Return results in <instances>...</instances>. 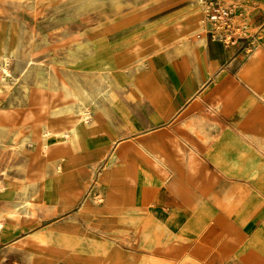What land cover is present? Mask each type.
I'll return each mask as SVG.
<instances>
[{"label":"rangeland","instance_id":"obj_1","mask_svg":"<svg viewBox=\"0 0 264 264\" xmlns=\"http://www.w3.org/2000/svg\"><path fill=\"white\" fill-rule=\"evenodd\" d=\"M219 1L229 33L202 0H0V264H264V99L245 75L264 8ZM240 120L246 173L228 174L207 154ZM172 162L206 191L193 230L159 253L120 240L127 178ZM148 187L166 189L137 204Z\"/></svg>","mask_w":264,"mask_h":264},{"label":"crops","instance_id":"obj_2","mask_svg":"<svg viewBox=\"0 0 264 264\" xmlns=\"http://www.w3.org/2000/svg\"><path fill=\"white\" fill-rule=\"evenodd\" d=\"M264 8V0H259ZM207 9L205 6H201L199 11L196 12V16H202L203 12ZM255 25L264 24V10L259 13L255 19ZM204 22V23H203ZM204 27L208 28L211 24L208 21H203ZM264 46L258 43L255 47L251 62L246 68V78L250 88L261 95L264 99V90L261 89L258 82V76L252 77L262 65H264ZM181 66V65H180ZM183 67L182 69H184ZM254 101L247 103L246 105H238L237 112L242 115L246 109L253 105ZM84 106V104L82 105ZM243 122L240 120L235 125L240 133L233 132L232 130H225L218 134L217 142L214 145V149L207 154V158L212 161L218 169H222L226 173L243 174L246 173L245 166L247 165V154L241 151L243 148V137L245 135L242 130ZM260 125L259 132L264 134V118L263 121L258 123ZM255 126V125H254ZM254 131L257 128L253 129ZM229 134L231 139L224 140V135ZM247 134V133H246ZM224 148L230 152L229 154H223ZM197 162L190 161L189 166L193 167ZM244 165V166H243ZM193 167L191 170H194ZM150 174L148 176V174ZM147 173L140 175L137 173L135 178H127V183L130 186H126L122 193V212L126 214L130 221L133 223L129 227L128 231L122 233L119 239L132 244L141 245L144 248L150 249L153 253H159L166 250L164 242L165 237L183 239L189 234V231L193 228L191 224L194 221L187 222L188 215L191 214L194 208L198 195H204L205 192H198V186L191 181V179L185 180L183 178L182 170L180 166L172 162L171 165H164L163 168H155L154 166L148 170ZM174 180V182H172ZM147 181V182H146ZM136 184L134 188L133 184ZM146 185H163L165 190H157V187H148L152 196L148 200L145 206L137 204L138 187ZM133 186V187H132ZM110 199H107L109 204ZM172 201V202H171ZM137 202V203H136ZM139 260H133L130 264H139Z\"/></svg>","mask_w":264,"mask_h":264},{"label":"built area","instance_id":"obj_3","mask_svg":"<svg viewBox=\"0 0 264 264\" xmlns=\"http://www.w3.org/2000/svg\"><path fill=\"white\" fill-rule=\"evenodd\" d=\"M202 1L204 6L208 9L207 19L211 26H213L214 29L220 30L221 32L229 33V29L231 28L230 9L227 7H223L219 0Z\"/></svg>","mask_w":264,"mask_h":264},{"label":"bare ground","instance_id":"obj_4","mask_svg":"<svg viewBox=\"0 0 264 264\" xmlns=\"http://www.w3.org/2000/svg\"><path fill=\"white\" fill-rule=\"evenodd\" d=\"M207 9V8H206ZM206 14V11L204 12ZM207 14H208V9H207ZM206 14V16H207ZM135 52V51H134ZM72 94V93H71ZM92 119V113L91 110L88 108V106L84 105L82 106L80 112H79V121L76 124V127L74 130H76V133L81 132L82 126L88 125L90 123V120ZM81 126V127H80ZM69 133V132H68ZM83 133V131H82ZM67 135V134H66ZM68 136V135H67ZM147 182V181H146ZM174 182V180L172 181ZM51 200V199H50ZM193 226V225H192ZM198 228V227H197Z\"/></svg>","mask_w":264,"mask_h":264}]
</instances>
